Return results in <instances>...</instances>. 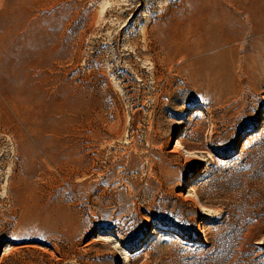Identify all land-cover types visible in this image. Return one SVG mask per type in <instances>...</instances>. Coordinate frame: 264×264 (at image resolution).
Wrapping results in <instances>:
<instances>
[{
	"label": "rangeland",
	"instance_id": "obj_1",
	"mask_svg": "<svg viewBox=\"0 0 264 264\" xmlns=\"http://www.w3.org/2000/svg\"><path fill=\"white\" fill-rule=\"evenodd\" d=\"M234 1L0 0V264H264V37L229 38Z\"/></svg>",
	"mask_w": 264,
	"mask_h": 264
},
{
	"label": "bare ground",
	"instance_id": "obj_2",
	"mask_svg": "<svg viewBox=\"0 0 264 264\" xmlns=\"http://www.w3.org/2000/svg\"><path fill=\"white\" fill-rule=\"evenodd\" d=\"M235 1H237V0H235ZM253 1H255V0H253ZM253 1H252V3H250V2L249 3H241V4H238V5H237V2H238L237 1L235 5H237L236 6V10L238 12H237V14L235 13L234 15H223L225 12L223 13L222 10H223V8L226 7V5H225V7H223V5H222L223 8L221 10V13H223V14H221V15L219 14L218 11H216L218 9H214L213 8L214 9L213 12L216 11V13L218 12V14H219L216 17H214V20L216 19L222 25H224L225 27H228V29L230 28L229 26H233V29H231V31H229V35L228 36H229V38L231 40L233 39L236 43L237 42H241L242 39H248L250 41L249 45H251V44L255 43L256 41H258V39L260 38V35H262L261 36L262 38L264 37V0H256L255 2H253ZM229 3H230V1H229ZM218 7H220V6L218 5ZM215 8H217V7H215ZM220 9H221V7H220ZM226 9H224V10H226ZM227 11L228 10H226V12ZM213 12H211V13H213ZM230 13H232V12H230ZM212 19H213V17H212ZM249 24H251V25H249ZM226 30H227V28H226ZM43 45L46 46L44 44V42L42 43V46ZM246 45L247 44H244L243 48H240V47H239L240 49L238 48L239 49V53H240V51H242V49L245 50L247 48ZM44 46L42 48H44ZM40 50H41V47H40ZM257 51H259V50H257ZM178 129H179V127H178ZM241 136H242V134H241ZM240 137L238 138V140H237L234 148L231 150V152H233V151H235L237 149V147H238V145L240 143ZM199 170H200V166L199 165L194 166L192 172H190V175L184 180V183H183L184 189L187 188L188 184L191 183V181H190L191 177H193V175H195V173H197ZM191 194L192 193L189 192L187 195H191ZM192 195H194V194H192ZM197 205H199L201 207V209H204V208H202L203 205L201 204L200 200L197 201ZM204 210H202V211H204ZM160 227H164V226L162 224H158L157 223L155 228L153 229L152 233L157 232ZM200 229H201V226L199 227V230ZM180 234L182 236H186V238L191 239V240L197 237L196 234L188 236V234H184V232H182V231H180Z\"/></svg>",
	"mask_w": 264,
	"mask_h": 264
}]
</instances>
